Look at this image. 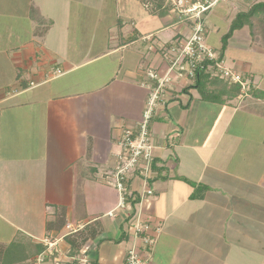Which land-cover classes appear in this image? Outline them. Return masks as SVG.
<instances>
[{"label":"crops","instance_id":"crops-1","mask_svg":"<svg viewBox=\"0 0 264 264\" xmlns=\"http://www.w3.org/2000/svg\"><path fill=\"white\" fill-rule=\"evenodd\" d=\"M263 2L214 7L205 16L209 44L221 50L236 14ZM143 6L0 0V264H34L41 240L68 223L84 227L63 239L62 260L68 238L83 236L91 263L127 264L132 233L124 212L110 214L121 193L108 173L123 129L142 118L148 59L159 60L143 37L168 42L189 31L172 12ZM223 54L253 81L249 90L204 99L191 87L150 122L164 169L154 170L142 216L162 232L142 253L155 264H264V44L245 25ZM57 67L63 74H53ZM191 182L208 187L204 198L191 197ZM144 183L135 176L128 185Z\"/></svg>","mask_w":264,"mask_h":264},{"label":"built area","instance_id":"built-area-1","mask_svg":"<svg viewBox=\"0 0 264 264\" xmlns=\"http://www.w3.org/2000/svg\"><path fill=\"white\" fill-rule=\"evenodd\" d=\"M221 1L225 0H168L167 4H171L170 11L179 20L189 22V31L168 42L158 39L154 34L143 37L149 43V51L157 53L159 60L155 63L148 59L145 75L150 81L146 83L149 96L142 118L136 124L123 129L117 164L114 170L108 173L109 183L121 193L118 207L110 214L124 212L128 232L132 233V245L126 250L127 264H155L142 253V246L154 247L158 235L162 232L161 223L144 219L142 216L144 199L154 194V189L149 184L155 172V144L150 131L151 119L159 109L166 107L173 97L192 89L197 75L201 72L219 77L230 84H240L243 93L253 83L240 70L229 66L222 51L212 47L207 40L209 25L205 16ZM63 72V69L57 67L53 74L57 76ZM34 84L36 82H31V85ZM12 92L15 93L16 90ZM135 176L143 177L145 183L140 188L132 189L128 182ZM129 197L131 200L135 197L139 200L134 205L129 201ZM83 227L84 225L75 226L68 223L65 233L42 239L45 250L34 258V264H90L89 251L92 247L89 244L82 245L79 253L75 255H66L65 261L58 256L63 239L78 233Z\"/></svg>","mask_w":264,"mask_h":264},{"label":"trees","instance_id":"trees-1","mask_svg":"<svg viewBox=\"0 0 264 264\" xmlns=\"http://www.w3.org/2000/svg\"><path fill=\"white\" fill-rule=\"evenodd\" d=\"M156 2V9H163L164 11H168V8L163 6V0H154ZM158 2V3H157ZM264 18V2L263 3H258L253 5L249 11H240L236 14L233 23L231 25V28L229 32L223 36L222 38V53L223 50L226 49L228 40L231 37L233 31L236 28H241L245 25H249L252 30L255 32V26L254 22L255 19ZM213 85L220 86L219 90L212 89ZM194 88L198 89V91L201 93V95L204 97V99H215L217 97H220V99L223 97V95L227 94L228 96H235L238 95L241 91V85L240 84H230L229 82L219 78L215 77L209 73L201 72L199 75H197L194 84L192 85ZM222 88V89H221ZM157 160L154 161L153 169L154 170H159L161 172L164 168L163 167H158ZM178 178L190 182L187 178L185 177H180ZM192 183V182H191ZM193 185L196 186V184L192 183ZM208 187L204 185H197L195 188L194 193L191 195L193 199H202L205 196V193L207 191ZM129 201L131 200V197H129ZM134 198V196H133ZM139 200V198L132 199V204H136V202ZM78 238V237H77ZM86 237H81L80 241L73 237H69L68 241L71 244V255H75L78 253L80 246L86 242ZM94 262V261H93ZM93 264V263H91Z\"/></svg>","mask_w":264,"mask_h":264},{"label":"rangeland","instance_id":"rangeland-1","mask_svg":"<svg viewBox=\"0 0 264 264\" xmlns=\"http://www.w3.org/2000/svg\"><path fill=\"white\" fill-rule=\"evenodd\" d=\"M145 1V6H143L144 7V9H149V10H153V8L154 9H156L157 7H156V5L154 4V0H144ZM167 1L168 0H163V2H166V8H168V11H170V5L169 4H167ZM225 1H221L220 3H219V6L221 5L222 6V4L224 3ZM218 6V5H217ZM75 8V7H74ZM229 10V13H230V9H228ZM167 11V12H168ZM171 12V11H170ZM172 14H174L173 12H172ZM175 15V14H174ZM224 17H225V15H224ZM225 21V20H224ZM254 26H255V31H256V33L258 34V36H259V38H260V41H261V43H263L264 44V18L261 16L260 18H257V19H255V22H254ZM255 36V35H254ZM212 47H214V46H212ZM230 61H229V63H228V65L230 66ZM251 87V86H250ZM250 89V88H249ZM249 89H247V90H249ZM246 90V91H247ZM260 112H262V111H260ZM75 239H77L78 241H80V239H81V237H79V238H75Z\"/></svg>","mask_w":264,"mask_h":264}]
</instances>
